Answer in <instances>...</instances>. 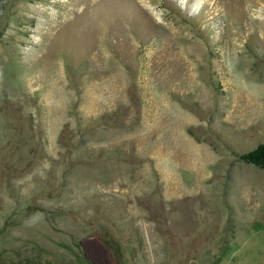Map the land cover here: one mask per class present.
<instances>
[{"label": "rangeland", "instance_id": "rangeland-1", "mask_svg": "<svg viewBox=\"0 0 264 264\" xmlns=\"http://www.w3.org/2000/svg\"><path fill=\"white\" fill-rule=\"evenodd\" d=\"M0 0V264H264V0Z\"/></svg>", "mask_w": 264, "mask_h": 264}, {"label": "trees", "instance_id": "trees-1", "mask_svg": "<svg viewBox=\"0 0 264 264\" xmlns=\"http://www.w3.org/2000/svg\"><path fill=\"white\" fill-rule=\"evenodd\" d=\"M246 163L256 165L264 169V143L241 156Z\"/></svg>", "mask_w": 264, "mask_h": 264}, {"label": "bare ground", "instance_id": "bare-ground-1", "mask_svg": "<svg viewBox=\"0 0 264 264\" xmlns=\"http://www.w3.org/2000/svg\"><path fill=\"white\" fill-rule=\"evenodd\" d=\"M204 4V0H192L190 9H195L198 7H202Z\"/></svg>", "mask_w": 264, "mask_h": 264}]
</instances>
